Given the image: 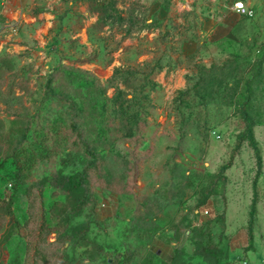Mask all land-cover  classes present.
<instances>
[{
	"label": "rangeland",
	"instance_id": "374dc122",
	"mask_svg": "<svg viewBox=\"0 0 264 264\" xmlns=\"http://www.w3.org/2000/svg\"><path fill=\"white\" fill-rule=\"evenodd\" d=\"M251 5L0 0V264H264Z\"/></svg>",
	"mask_w": 264,
	"mask_h": 264
},
{
	"label": "built area",
	"instance_id": "2783aa9c",
	"mask_svg": "<svg viewBox=\"0 0 264 264\" xmlns=\"http://www.w3.org/2000/svg\"><path fill=\"white\" fill-rule=\"evenodd\" d=\"M226 1H227L228 6L233 10L234 6L237 3V0H226ZM240 2L244 4V8L246 10L241 11V12H238V11H236V12L241 13V14H245V15H252L254 11H253V7H252L251 3H249L248 0H240ZM203 211L206 213L207 209H204Z\"/></svg>",
	"mask_w": 264,
	"mask_h": 264
},
{
	"label": "trees",
	"instance_id": "16d2710c",
	"mask_svg": "<svg viewBox=\"0 0 264 264\" xmlns=\"http://www.w3.org/2000/svg\"><path fill=\"white\" fill-rule=\"evenodd\" d=\"M259 159H260L259 156H257V166H259V163H260ZM254 193H255V189H254ZM254 202H255V196H253L252 201H251L249 225L251 224V220H252V213L254 210Z\"/></svg>",
	"mask_w": 264,
	"mask_h": 264
},
{
	"label": "clouds",
	"instance_id": "9594fccd",
	"mask_svg": "<svg viewBox=\"0 0 264 264\" xmlns=\"http://www.w3.org/2000/svg\"><path fill=\"white\" fill-rule=\"evenodd\" d=\"M234 11H238V12H241V11H245L246 9L244 8V4L240 2V0H237V3L236 5L234 6Z\"/></svg>",
	"mask_w": 264,
	"mask_h": 264
},
{
	"label": "crops",
	"instance_id": "0c3cea01",
	"mask_svg": "<svg viewBox=\"0 0 264 264\" xmlns=\"http://www.w3.org/2000/svg\"><path fill=\"white\" fill-rule=\"evenodd\" d=\"M24 1V0H21V2ZM249 3H251V0H248Z\"/></svg>",
	"mask_w": 264,
	"mask_h": 264
}]
</instances>
